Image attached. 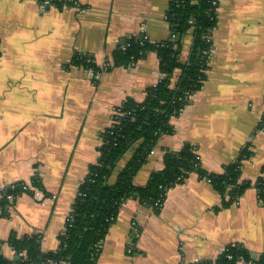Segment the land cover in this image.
Returning <instances> with one entry per match:
<instances>
[{
  "label": "crops",
  "instance_id": "1",
  "mask_svg": "<svg viewBox=\"0 0 264 264\" xmlns=\"http://www.w3.org/2000/svg\"><path fill=\"white\" fill-rule=\"evenodd\" d=\"M69 2L42 9L36 0H0V200L11 185L30 190L10 196L0 217V256L11 262L17 256L5 241L12 233L38 237L44 253L58 249L114 111L127 99L142 102L161 80L154 51L126 61L117 53L132 39L151 45L170 39L169 0ZM216 2L204 83L170 118L173 132L159 139L133 184L145 186L164 168L165 153L188 144L213 175L246 149L239 182L250 186L224 206L211 183L191 172L167 190L159 213L128 199L99 242L95 264H197L230 245L264 254V189L255 187L264 178V0ZM192 42L188 31L180 63ZM132 154L120 161L111 185Z\"/></svg>",
  "mask_w": 264,
  "mask_h": 264
},
{
  "label": "trees",
  "instance_id": "2",
  "mask_svg": "<svg viewBox=\"0 0 264 264\" xmlns=\"http://www.w3.org/2000/svg\"><path fill=\"white\" fill-rule=\"evenodd\" d=\"M59 6L60 4H56ZM166 19L170 25V39L158 45L145 40H130L128 48L117 53L120 61L144 57L154 51L160 61L161 80L146 90L142 102L127 99L119 113L113 116L111 125L102 132V143L98 149L99 158L88 168L78 195L72 206L70 222L59 235V247L53 252L40 250V239L36 236L17 237L11 234L5 243L9 244L17 258L8 261L0 256V264H41L46 260L65 261V264H95L98 245L103 239L117 213L128 199L137 200L159 213L167 190L183 181L191 172L198 173L225 198L224 206L236 201L249 188L250 183H240V161L250 154L242 150L239 158L227 166L221 175L203 171L194 153L186 144L177 153L164 155V168L151 174L143 187H136L133 178L138 169L162 136L173 132L170 118L178 115L189 102V96L201 88L205 80L208 55L212 48V32L216 26V6L212 0H169ZM190 31L193 34L192 50L187 62L179 59L182 37ZM119 64V60L116 61ZM264 126V116L261 125ZM132 151V156L112 185L109 183L117 171L120 161ZM32 186L39 187L37 178ZM255 187L261 193L264 178H259ZM30 190L23 183L7 187L2 191L0 217L6 215L9 200ZM226 196L228 199L226 200ZM4 243L0 241V245ZM264 264V254L254 256L240 245L227 246L214 260L197 264Z\"/></svg>",
  "mask_w": 264,
  "mask_h": 264
},
{
  "label": "built area",
  "instance_id": "3",
  "mask_svg": "<svg viewBox=\"0 0 264 264\" xmlns=\"http://www.w3.org/2000/svg\"><path fill=\"white\" fill-rule=\"evenodd\" d=\"M36 1L39 4L40 8H42V9H45L48 6H55L56 4H69L70 3L69 0H36ZM212 4H213L212 6H216L217 5L216 0H212ZM210 52H211V50H210ZM210 52H209V54H210ZM118 110L119 109H116L114 111L113 116H115L119 113ZM197 159H198V157H197ZM208 182H210V181L208 180ZM8 198L10 199L11 197L8 196ZM69 222H70V216H68L66 219V223H69ZM64 230H65V226H64ZM65 263H66L65 261L62 262V261L46 260L41 264H65Z\"/></svg>",
  "mask_w": 264,
  "mask_h": 264
}]
</instances>
